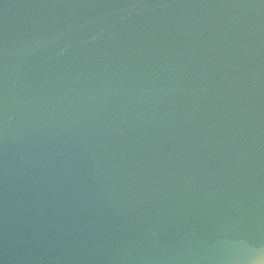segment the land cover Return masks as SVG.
I'll use <instances>...</instances> for the list:
<instances>
[{
    "label": "water",
    "instance_id": "obj_1",
    "mask_svg": "<svg viewBox=\"0 0 264 264\" xmlns=\"http://www.w3.org/2000/svg\"><path fill=\"white\" fill-rule=\"evenodd\" d=\"M0 264H264V0H0Z\"/></svg>",
    "mask_w": 264,
    "mask_h": 264
}]
</instances>
